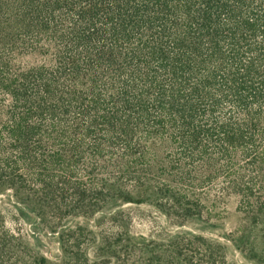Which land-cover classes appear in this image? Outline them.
<instances>
[{"label": "trees", "instance_id": "trees-1", "mask_svg": "<svg viewBox=\"0 0 264 264\" xmlns=\"http://www.w3.org/2000/svg\"><path fill=\"white\" fill-rule=\"evenodd\" d=\"M97 180L181 220L235 192L258 219L264 0H0V191L80 201ZM161 228L150 264H198L204 239Z\"/></svg>", "mask_w": 264, "mask_h": 264}, {"label": "rangeland", "instance_id": "rangeland-1", "mask_svg": "<svg viewBox=\"0 0 264 264\" xmlns=\"http://www.w3.org/2000/svg\"><path fill=\"white\" fill-rule=\"evenodd\" d=\"M165 151L158 149L160 157ZM90 186L94 191L80 201L0 191V264H150L169 239L161 227L204 239L198 264H264V212L255 219L240 207L238 193H193L201 215L181 220L130 184Z\"/></svg>", "mask_w": 264, "mask_h": 264}]
</instances>
